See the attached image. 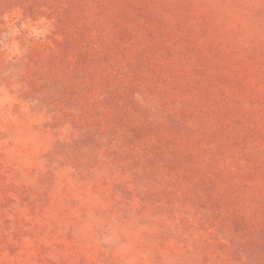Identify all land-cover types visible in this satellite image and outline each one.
<instances>
[{"label":"rangeland","instance_id":"374dc122","mask_svg":"<svg viewBox=\"0 0 264 264\" xmlns=\"http://www.w3.org/2000/svg\"><path fill=\"white\" fill-rule=\"evenodd\" d=\"M0 264H264V0H0Z\"/></svg>","mask_w":264,"mask_h":264}]
</instances>
